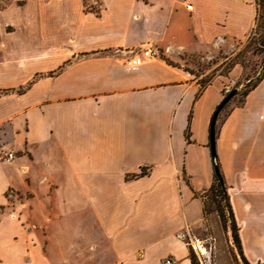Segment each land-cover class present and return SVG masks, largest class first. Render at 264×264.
Masks as SVG:
<instances>
[{"label":"crops","instance_id":"crops-1","mask_svg":"<svg viewBox=\"0 0 264 264\" xmlns=\"http://www.w3.org/2000/svg\"><path fill=\"white\" fill-rule=\"evenodd\" d=\"M1 3L0 154L14 158L0 162V209L9 189L19 199L0 219V260L32 248L28 264H193L210 120L243 68L203 88L184 69L238 53L255 0ZM146 47L179 68L128 67ZM215 153L243 255L264 264V79L218 122Z\"/></svg>","mask_w":264,"mask_h":264},{"label":"rangeland","instance_id":"rangeland-1","mask_svg":"<svg viewBox=\"0 0 264 264\" xmlns=\"http://www.w3.org/2000/svg\"><path fill=\"white\" fill-rule=\"evenodd\" d=\"M2 1L5 2L6 0H0V4H2L1 3ZM97 6L98 4L95 3V1H93V3L90 5L92 10H96ZM6 29L7 31L12 30L10 27ZM260 34L261 31H259L256 36L258 37ZM246 44H248V41ZM0 47H2V45H0ZM263 56H264V51L262 53H259L258 56L253 55L251 53H248L244 56L243 58L244 68L242 71V77L241 80L238 81L240 82V84L244 83L242 79H245L246 77H252L254 71L257 70V67L260 65ZM220 61L221 60L219 59H201V58H195L193 60V67H192V70L194 72L193 75L198 79L197 83L199 84L200 88H203L206 85H208L216 75L220 74V72L223 69V66H217ZM238 82H236V84ZM236 84L232 87V90L236 89ZM243 90H244L243 85L241 87H237V94L232 97V99L226 104L223 110L219 113L216 121L215 130L217 128L218 122L227 114V112L232 107L238 106L240 104L241 100L243 99L242 98ZM4 154L7 153L4 152L1 153L0 157L1 156L3 157ZM0 162L10 163L5 161L4 158H1ZM5 197L7 200V204L5 206L6 208L0 209V219L3 216H5L7 213L8 214L12 213L13 208L15 207V204L19 199L18 197H16V194L12 189L6 191ZM205 210L208 215L207 233L203 236H197V238L203 240V242L207 247H210L209 260H207L206 258L205 260H203V264H241L238 250L236 249L237 247L233 243L231 233L230 231L223 230L218 215L213 210V206L210 205V202L206 203ZM30 249L32 248H5L4 259L0 260V264H10L11 260H9L6 257L7 254H11L15 256L14 264H28ZM40 249L43 250L44 248H40ZM191 256L194 264H200L197 256L194 254L192 250H191Z\"/></svg>","mask_w":264,"mask_h":264},{"label":"trees","instance_id":"trees-1","mask_svg":"<svg viewBox=\"0 0 264 264\" xmlns=\"http://www.w3.org/2000/svg\"><path fill=\"white\" fill-rule=\"evenodd\" d=\"M256 3V25H255V35L248 39V44H246L243 49H241L238 53H236L233 57L229 58L225 62H223L220 66H223L222 71L219 75L227 76L228 73L233 69L234 66L240 65L244 68L243 58L246 54L251 53L253 55H259L264 51V0H255ZM261 31V34L257 37V33ZM161 60H163L167 65L171 67L179 68V66L170 60L166 59L162 54H159ZM184 71L194 74L192 69H184ZM264 79V56L260 65L257 67V70L254 71L252 77H246L242 79L244 83L240 84L238 82L236 84L237 87H241L243 85V92H242V100L238 106H240L247 94L253 90L262 80ZM237 94V92H236ZM235 94V95H236ZM234 95V96H235ZM237 106V107H238ZM223 110V109H222ZM221 110V111H222ZM216 135V130H215ZM188 138V134L186 135ZM217 160V157H216ZM217 168L219 170V163L217 160ZM147 174L144 169H141L137 174H131L126 177V179H136L143 177ZM202 198L204 199V211L207 214L205 208L206 203L210 202V205L213 206V210L217 213L218 218L220 220L221 226L223 230L230 231L233 243L237 247L239 254V259L241 264H250L243 255L241 249V243L238 235V227L235 221V217L233 214V210L230 204L229 196L227 193V188L224 182L222 175L219 172V175H216L213 171V182L211 186L202 194ZM207 201V202H206ZM190 258L193 263V259L191 256L190 250ZM194 264V263H193Z\"/></svg>","mask_w":264,"mask_h":264},{"label":"built area","instance_id":"built-area-1","mask_svg":"<svg viewBox=\"0 0 264 264\" xmlns=\"http://www.w3.org/2000/svg\"><path fill=\"white\" fill-rule=\"evenodd\" d=\"M187 9L190 10L191 6H187ZM254 35H255V30H253L251 32L248 39H250ZM158 57H159V52L155 48L146 47V48L141 49L139 52L131 55L126 60V65L128 67H138V66L143 65L146 62H150L152 60H155ZM235 84H236L235 82H231L229 85L224 87L223 95L224 96L228 95L231 92L232 87ZM1 158H4L5 161L10 162L11 160H13L14 154L13 153H7V154H4L3 157L1 156L0 159ZM188 245H189L190 249L194 252V254L197 256L200 264H203V260H205L206 258H207V260H209L210 247H207L202 240H199V239L194 238V237L190 238L188 241ZM163 264H173V262L171 260L167 259V260H165V262Z\"/></svg>","mask_w":264,"mask_h":264},{"label":"water","instance_id":"water-1","mask_svg":"<svg viewBox=\"0 0 264 264\" xmlns=\"http://www.w3.org/2000/svg\"><path fill=\"white\" fill-rule=\"evenodd\" d=\"M236 92H237V90L233 89L228 95L224 96L221 103L215 109V111L211 117L210 124H209L208 147H209L210 157H211V161H212L213 171L215 172L216 175H219V170L217 168L216 153H215V126H216V121H217L218 115L221 112V110L232 99V97L236 94Z\"/></svg>","mask_w":264,"mask_h":264}]
</instances>
